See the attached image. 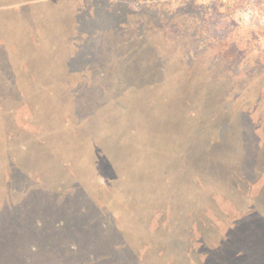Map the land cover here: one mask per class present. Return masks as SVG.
<instances>
[{"label": "rangeland", "instance_id": "obj_1", "mask_svg": "<svg viewBox=\"0 0 264 264\" xmlns=\"http://www.w3.org/2000/svg\"><path fill=\"white\" fill-rule=\"evenodd\" d=\"M0 9V36L7 32L14 45L19 46V56L13 60V65L17 66L24 54L32 53L26 67L30 79L28 87L33 86L31 81L37 80L48 89L55 87L51 96L46 91L36 98L22 100L24 107L27 102L32 103L27 105V111L37 113L38 107L51 115L58 113L62 120L57 127L46 125L48 135H43L42 129L37 130L40 121L28 123L33 132L37 130L32 137L37 135L44 143L45 150L38 153L43 154L45 160L55 153L53 160L70 161L59 164L58 169H46L44 159L32 155V146L36 144L31 142L32 137L28 144L25 136L14 134L19 144L6 148L0 142V187L7 179L17 187L15 192H10L13 207L5 205L2 209L3 196L0 195V229L13 225L9 222L12 219L9 213L13 208L19 213L18 208L24 203L29 206L28 210L21 211L22 222L39 224L36 234L25 230L26 234H22L25 239L14 230L12 235L16 240L22 238L37 249L55 245V239L46 228L59 220L65 223L70 219L68 213L75 212L72 210L75 206L59 207L55 200L58 195L67 201V192L75 189L84 196L104 201L99 196L102 191L96 185L97 178L90 172L87 174L93 149L90 156H86V151L95 143L103 148L104 152L99 155L102 161L109 158L123 164L126 153L137 149L142 134L139 138L136 135L154 123L175 132L186 130L188 135L194 130L193 143L206 140L204 132L207 130L203 128L218 124L221 118H224L222 127L234 131L243 129L247 142L256 138L255 133L264 135V0H0ZM88 14L96 18L90 19ZM112 14L115 17H109ZM37 35L39 40L43 38L45 46L42 43L36 48L33 39ZM95 56H102L97 64L93 63ZM20 67L19 64L18 70H22ZM19 73L25 74V69ZM58 78L62 79L61 87ZM93 84L102 88L95 92L99 96L108 88V92L101 95L103 99V95L109 98L123 94L118 109L125 111L120 123L123 133L116 137L118 139H114L115 131L114 138L109 134L106 139L88 131L100 115L114 118L113 110L101 103L94 106V114L91 112L90 102L84 97H93L88 95V87ZM77 86L79 93L85 95H76ZM243 87L256 94L252 100L228 109L232 104L230 99L238 96L241 103L246 98L238 95ZM9 101L16 102L20 108V101ZM223 102H227L226 106L219 108ZM83 108L88 114L77 121L75 109ZM189 108L198 113L190 112ZM220 136L223 139L219 136L212 139L237 144V134ZM63 137L67 138L66 144L60 142ZM116 143L120 151L110 148ZM8 157L12 158L11 170L7 169ZM33 157L37 159L33 163L35 168ZM103 170L101 164L98 174ZM23 227L31 229L32 226L27 227L26 223ZM60 233L64 234V230ZM1 234L10 233L6 230ZM64 237L75 241L67 235ZM93 240L96 241L97 236ZM89 243L97 247V252L102 249L99 240ZM129 254H141L133 239ZM21 255L17 246L12 248L11 263L14 256L20 259Z\"/></svg>", "mask_w": 264, "mask_h": 264}, {"label": "trees", "instance_id": "obj_2", "mask_svg": "<svg viewBox=\"0 0 264 264\" xmlns=\"http://www.w3.org/2000/svg\"><path fill=\"white\" fill-rule=\"evenodd\" d=\"M112 16L115 17V14L109 15ZM88 18L94 19L96 16L88 14ZM39 37L37 35L33 39L36 48L43 43V38L39 40ZM18 47L7 32L0 36V142L5 148L19 144L14 134L25 136L29 144L37 130L42 129L41 133L48 135L46 125L57 127L58 122L62 121L58 113L51 115L38 107L37 113L27 111L26 107L31 102L24 107L22 100L36 98L46 91L51 96L55 87L48 89L39 80L31 81L33 86L28 87L30 79L26 67L32 53L28 56L24 54L17 66L13 65V60L19 56ZM101 57L95 56L93 63L97 64ZM19 64L22 70L25 69V74L19 73L22 71L18 70ZM61 80L58 78L60 87ZM101 89L91 85L88 95L93 97L84 98L89 100L93 114L94 106L101 103L108 110H113L114 118L108 114L100 115L88 131L102 139L109 134L114 138L112 133L115 131L114 139H118L116 137L123 133L120 123L125 111L118 110L123 94H114L109 98L103 95V99L101 95L106 94L108 88L100 96L95 94ZM255 94L245 87L241 88L238 95L248 99L244 98L240 103L236 96L229 100L232 104L227 105L228 109L232 110L237 103L241 105L245 100H252ZM76 95H85L79 93V86L76 87ZM257 99L260 100V94ZM9 100L20 101V108L16 102L13 104ZM190 102L191 98L188 104ZM226 104L223 102L219 108H224ZM121 109L124 110V107ZM75 113L77 121L88 114L85 108L75 109ZM223 119L218 124L209 121L211 124L203 128L207 130L204 134L209 139L206 137L200 142L201 145L193 143L196 133H191L194 130H190L188 135L186 130L175 132L154 123L136 135L139 138L142 134L137 149L133 153H126L123 164L121 161L112 162L109 158L102 161V155H99L103 148H98L95 143L93 148L86 151V156H90L93 149L87 174L90 172L91 176L97 178L96 185L102 191L99 196L104 201L84 196L82 191L75 189L67 192V201L58 195L55 199L58 206H75L72 208L75 212L68 213L70 219L65 223L59 220L49 224L46 229L55 239V245L38 249L22 237V234H26L25 230L34 234L38 232L37 221L22 222L24 214L21 211L28 210L29 203L21 204L19 213L13 208V212L9 213L12 214L9 222H13V225L7 224L0 229V234L6 230L10 233L7 236L1 234L0 264H264V135L255 133L256 138L247 142L243 129L234 131L226 124L224 128L221 126ZM32 120L40 121L35 132L28 125ZM132 133H135V129H132ZM227 134H237V144L219 140L223 139L220 135ZM217 136L218 140L212 139ZM66 140L63 137L60 142L65 143ZM31 142L36 143L32 146V155L44 159L43 154L38 153L45 150L39 136L35 135ZM110 146L112 150L117 148L120 151L119 144ZM21 147L25 148L24 145ZM54 157L55 153L49 154L48 159H44L43 168L58 169L59 164L70 162L56 161ZM6 159L9 161L7 169L11 170L12 158ZM36 160L33 157V166ZM101 164L104 170L98 174L97 169ZM14 185L7 179L0 187L2 209L5 205L13 207L10 192L17 190ZM108 205H112L113 209ZM89 213L96 215L90 216ZM26 223L27 227L29 224L32 226L31 229L23 227ZM14 230L23 239L16 240L12 235ZM63 230L64 234L60 233ZM96 236L97 240L94 241L93 237ZM81 238L85 242L79 241ZM131 239L141 254H129ZM98 240L102 243V249L97 252V247L89 242L96 243ZM16 246L22 255L20 259L14 256L11 263L10 251Z\"/></svg>", "mask_w": 264, "mask_h": 264}]
</instances>
